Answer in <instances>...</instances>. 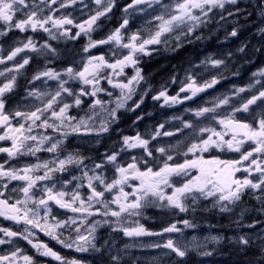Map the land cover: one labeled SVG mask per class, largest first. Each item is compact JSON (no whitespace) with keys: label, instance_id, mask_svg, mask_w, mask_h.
<instances>
[{"label":"snow or ice","instance_id":"obj_1","mask_svg":"<svg viewBox=\"0 0 264 264\" xmlns=\"http://www.w3.org/2000/svg\"><path fill=\"white\" fill-rule=\"evenodd\" d=\"M77 2L0 0V37L19 31L42 32L49 41L60 37L77 40L81 35L87 39L80 52L62 54L50 43H39L32 35H27L17 41L6 56L0 55V65L15 61L12 66L0 69V77L5 78L0 80V142H10V146H0V154L6 156L0 162V217L24 226L17 230L0 226V246H11L9 251L0 254V264H35L33 257L15 244L17 239L26 240L40 256L50 257L58 264H82L39 242L36 230L64 248L77 252H88L90 249L99 252L100 248L96 245L98 226L114 225L113 231H122L128 237H163L165 234H182L184 229L196 227L185 218L170 223L160 232H152L138 219L130 220L142 217L144 209L154 206L170 209L174 214L195 213L202 201L210 200L212 208L229 213L248 194L253 195L259 203L257 211L264 214V114L252 122L237 117L238 113H249L251 106L257 105L258 101L264 107V69L254 72V79L246 86L233 87L229 93L214 96L204 105L186 108L185 112H191L196 119L183 120L178 117L180 124L175 129L163 130L165 125L161 123L155 131L146 135L139 132L133 136L123 135L118 146L114 145L110 151L102 153L99 161L81 154L78 149L69 151L66 146L70 135L101 137L119 122L118 113L121 110L135 111L140 107L151 91V86L147 85L142 75L143 70L138 67L141 55H150L152 50H156H150L149 46L163 45L165 50L174 51L175 48L168 47L173 40L178 48L185 41L192 43L203 39L197 30L207 27L217 15L220 20H226L225 12L228 17L238 16L242 11L240 8L226 6L238 5L240 0H131L122 9L124 16L120 24L97 39L93 38L92 33L102 27L98 21L113 11L117 0H93L96 7L80 23H75L69 15H55L60 9ZM79 2L83 3V0ZM57 4V8L51 7ZM254 10L264 22V0H256ZM145 12L149 13L147 24L150 26L136 31L130 29L129 17ZM66 25H71L77 31L72 33ZM259 31L264 35V27ZM237 35L238 29L234 27L225 34L224 39ZM105 45L112 53L107 59L105 55L90 54L92 49ZM246 47V44L241 45L237 51L242 53ZM0 52H3L2 47ZM26 52L36 53L46 61L32 75L30 83L55 81L56 87L54 91H41L39 87L29 90L27 96L34 98L36 103L22 109L12 107L10 100L21 70L33 59L24 55L19 61L15 60ZM58 59L67 61L62 69L48 67L49 63ZM129 67L133 69L132 75L125 71ZM197 68L199 72L195 71ZM227 71V57H206L200 65L192 64L185 70L175 95L169 96L167 88L161 87L152 99L162 100L161 107L183 104L227 79L224 75ZM206 72L211 75L201 79ZM233 75H238V72ZM102 82L112 89H119L112 100L100 97L101 93L113 97V92L103 87ZM169 82L176 84L177 80L172 77ZM141 83L147 86L142 90L140 100L127 107ZM246 92L250 94L233 103L234 98ZM85 97L92 98L85 117L78 119L69 115L72 108H80ZM99 113H105V116L97 121ZM185 129L190 131L185 133ZM178 133H185L186 143L182 151L185 159L170 163L180 142L153 145L152 141ZM246 144L249 147L245 148ZM137 149L142 150V159L132 155L131 162L124 163V155ZM217 151L239 155L232 159H221L215 155L210 159L205 158L206 153ZM41 152L52 156L41 160L38 156ZM154 153H158L159 157ZM24 156L36 157V162L21 165L19 158ZM150 157L153 161L159 159L160 166H148ZM11 160H17V165H12ZM73 169L79 171L80 175H76ZM109 171L111 176L107 175ZM238 173L244 175L238 176ZM73 181L79 183L73 184ZM82 187L88 189L87 194H81ZM54 208L67 210L74 215L60 219L53 214ZM245 211L242 210L233 223L238 229H255L261 221L244 223ZM93 216L104 219L89 224V218ZM178 224H182L183 228ZM65 231L69 235L65 236ZM73 232L75 236L71 235ZM34 238L37 239L35 243ZM210 239L219 243L222 237L212 236ZM260 239L261 243L256 245L261 257L258 264H264V233L260 234ZM236 242L243 247L253 243L248 233L238 236ZM152 247L168 249L177 257L184 258L190 250L205 245L195 240L185 242L178 235L175 238L168 236ZM202 254L208 256L211 252L205 250ZM111 259L118 264V255Z\"/></svg>","mask_w":264,"mask_h":264},{"label":"rangeland","instance_id":"obj_2","mask_svg":"<svg viewBox=\"0 0 264 264\" xmlns=\"http://www.w3.org/2000/svg\"><path fill=\"white\" fill-rule=\"evenodd\" d=\"M52 7V6H51ZM226 7H232L234 9V6H226ZM226 13V12H225ZM257 22H259L261 24H263V22L261 21V18L258 17ZM258 25V26H259ZM150 26V25H149ZM207 27H202L200 28V30L197 32L198 35L201 34V32H204L206 30ZM12 33V32H11ZM96 34V32H94ZM23 35L27 34V33H22ZM6 36H8L7 38H10L9 34H7ZM237 37V36H236ZM236 37H231L230 40L231 41H237ZM3 37H0V40H2ZM39 43H41L40 41H38ZM207 41H198V40H194L192 43H190L191 45H193L194 47H198L201 48V45L203 43H206ZM1 45V42H0ZM261 46H264V42H260ZM213 47V46H212ZM202 48H206L205 46H202ZM165 49H161L158 51L159 53L165 52ZM42 59H44L42 57ZM177 62L179 61L181 64L185 63V61L187 60L186 56H184L183 54L180 55V57H176ZM150 61L148 62V67L151 68L150 66ZM130 68V67H129ZM127 68V69H129ZM127 69L125 71H127ZM255 72H257L254 67L252 68ZM215 71V70H213ZM211 73L206 72L204 73V76L208 77L210 76ZM166 78H168L169 76L167 74L164 75ZM120 79L122 80L123 77H120ZM222 82V80L220 81ZM106 86H110L108 85L106 82H103ZM246 94H250V93H243L241 94V97H236L234 98L233 103H238L239 100L242 97H245ZM221 112H223V109H221ZM240 114V113H238ZM237 114V115H238ZM203 119V118H201ZM180 121V119H178ZM159 138H157L158 140ZM156 140V142H157ZM176 138H174L173 142H171L170 144H176ZM185 143H186V138L181 141L179 143V148L174 150V160H177V162H183V160L185 159V157L182 155V151L185 147ZM223 156L222 159L228 158L224 153L217 155V156ZM205 157H209V155L206 153ZM157 164V167L160 166L161 161L159 159L156 160L155 162ZM107 175L111 176V172L109 171L107 173ZM138 183V182H135ZM127 190V189H126ZM115 207V206H113ZM155 207V206H154ZM159 208V207H157ZM162 211H165L164 214H158L153 207H149L143 210V216L142 217H133L130 218V220H139V223L143 224L145 226V228L148 227L149 224L152 225H158L161 224L162 221L164 223L167 222V219H169L170 221L167 223H172V222H177L180 221L182 219H189L192 223H194L195 225H198V229L195 231V234H189L190 232L195 230L194 228L191 229H184L182 234H165L163 236V239H158L160 236H141L143 237V239L148 238L151 239L153 238L152 243H149L150 245H153L156 242H161L164 239H166L168 236H172V237H177L179 235V238L184 240L185 242H189V241H193L195 240L196 243H202L205 245V247L203 248H198V249H193L190 250L188 255L184 258H179L177 257L174 253H172L170 250L168 249H163V248H155L152 247L149 248L148 250L149 253L148 255H144L142 253V246L141 244L134 242V238L137 237H128L125 236L124 233L122 231H113V227L114 225H104V226H98L97 231H96V245L98 248H100L99 252H96L94 250H89L88 252H79L81 254L84 255H89V256H95V255H99L102 254L106 257L109 256L108 253L105 252V250L108 248H110L111 245H113V249L119 253L118 255L123 253V257L124 258H120L119 257V264H126L124 263V261L127 260V258H130L131 260L137 261L136 264H160V262L162 261H167V260H172V259H176L178 262H184L185 264H202L201 260L203 258H208V259H228V258H235L237 256V253L235 251L232 252L231 250H227L224 239L225 236L224 235H220L221 232L219 233H214L216 231L219 230H214L212 231V228L210 226V221L213 220V214H216L215 212H217V208H212L211 206V201H202L198 206H197V210L195 213L189 212V213H178V214H174V213H167V211H172L170 209H161ZM257 213H259L256 210ZM167 213V214H166ZM237 212H234V214L232 215H227L226 220L232 216L231 219L235 220L236 218H238L239 214L237 215ZM174 218H173V216ZM171 216V217H169ZM215 216V215H214ZM205 218V219H204ZM104 219L103 217L100 216H93L89 218L88 223H92L95 220H102ZM109 219H114V218H109ZM165 224H161V226H164ZM178 227L183 228L182 224H178ZM84 229L82 228L81 231H83ZM244 233H248L251 238L253 243L248 246L245 247L243 249L244 252H247L249 254V257L253 260L252 262L246 261L243 264H255L261 260L260 255L258 254V248L256 245H259L261 243V239H260V234L264 233V226L261 227L260 229H250V232L245 231L242 233V235ZM73 235L75 236V233L73 232ZM222 237V239L220 240L219 243L213 242L211 241V237L212 236H219ZM162 237V236H161ZM237 239H235L236 241ZM233 241V240H232ZM109 242H111L109 244ZM141 243H143L144 245H146V242H143V240L140 241ZM191 247V245H190ZM255 247L257 249H255ZM207 250L209 252H211V255L205 256L202 253ZM153 251L157 253L156 256L153 255ZM241 251V253L243 252ZM240 253V255H241ZM193 255V256H192ZM239 255V256H240ZM115 256L112 255L111 257ZM192 256V257H189ZM244 256V255H243ZM109 257V258H111ZM249 257H245L247 260H249ZM241 258V257H240ZM243 259V258H241ZM112 260V259H111ZM112 263L115 264V262L112 260Z\"/></svg>","mask_w":264,"mask_h":264},{"label":"flooded vegetation","instance_id":"obj_3","mask_svg":"<svg viewBox=\"0 0 264 264\" xmlns=\"http://www.w3.org/2000/svg\"><path fill=\"white\" fill-rule=\"evenodd\" d=\"M130 2H131V0H117L116 7L113 9V11L111 13L108 14L107 19H108L109 24L112 26L113 29L120 24L122 17L124 16L122 9L124 6H126ZM255 3H256V0H241V2L236 7H234V9L238 7L242 10L241 13L238 16H236L239 19L232 24V26L229 30V32H231L234 27L238 29V35L236 37L237 41H231L229 38V41H226L225 45L221 44V41H216V44L212 43V44L207 46V47H209L210 50H212V51L218 50L221 54H224L225 51L228 54L231 53V56H230L231 62L236 63V61L237 62L240 61L238 63L239 64L238 68L241 71L245 70L247 72H250L251 70H253L252 69L253 67L256 70L259 66V60L257 59V57L252 58L250 55V46H253V48H254L255 47V41H250L249 23L253 27H256L260 24L259 22L256 21L259 16L256 14V11L254 10ZM95 7H96V5L93 3V0H83V3H80L78 0L77 4L69 6L66 9L68 11V15L73 20L76 19L77 17H82L83 20H85L88 18V15L92 14V10ZM130 11H132V10H130ZM136 15L137 14L129 17V20H130L129 28L132 29L133 31L138 30L139 24H140V22L137 20ZM229 18L231 19L234 17H229ZM100 22L101 21H98V24H100ZM259 43H260V41H258L256 46ZM245 44L247 45V47L245 48V51L242 53L238 52L237 49L241 45H245ZM239 55L243 56V60H240ZM251 64H252V66H251ZM177 67H178L177 63L173 62L169 69H163V68L158 66V67L152 69L151 72H152V74L163 75V76L165 74H167L168 76L176 77L178 75V72H179V70H177ZM224 84H227V82H222L219 85H224ZM259 107H261V106L259 105ZM262 113L264 114V109L262 110ZM188 117L192 118V119H196L195 117L192 116L191 112H185V120H188L189 119ZM1 146H10V142L2 143ZM66 146H67L69 151L74 150V149H78L80 152H82V150L78 146L77 147L73 146V142L70 139V137H68V139H67ZM244 147L247 148V147H249V145L246 144V145H244ZM223 153L228 154L229 152H218L217 151L214 153H207L209 155V157H205V158L210 159V158H212L213 155L217 156V155H220ZM236 154H238V153H236ZM41 155H43V152L38 153L39 157H41ZM48 155L52 156V154H50V153H48ZM4 157H6L5 154H4ZM218 157H220L221 159L223 158L222 155L218 156ZM4 160L5 159L2 158V159H0V162H3ZM35 161H36V158H35ZM176 162H177V160H173L170 163H176ZM238 174L240 175L241 173H238ZM65 175H67V174H65ZM60 211H62V212H60ZM53 214L56 215L60 219H65V218L69 217V215H67V210L59 209V208H54ZM173 218H174V216H173ZM219 218L224 219L225 217H224V215H220ZM1 226L9 227V228H12L13 230L21 229L24 227L23 225H17L12 221L5 220L4 218L2 219ZM61 231H63V230H61ZM36 232H40V231L36 230ZM218 237H220V235ZM52 242H54V241H52ZM211 263L212 264H231V261H216V262H211ZM182 264H185V261L182 262Z\"/></svg>","mask_w":264,"mask_h":264},{"label":"trees","instance_id":"obj_4","mask_svg":"<svg viewBox=\"0 0 264 264\" xmlns=\"http://www.w3.org/2000/svg\"><path fill=\"white\" fill-rule=\"evenodd\" d=\"M242 81L247 82V78H246V77L243 78ZM258 252H259V250H258ZM240 253H241V252H237V255H240ZM241 254H242V253H241ZM243 255H244L245 257H249V254H248L247 252H244V251H243ZM233 260H236V259L233 258ZM237 260H238V259H237ZM249 261L252 262L253 260L249 257ZM98 264H99V263H98Z\"/></svg>","mask_w":264,"mask_h":264},{"label":"bare ground","instance_id":"obj_5","mask_svg":"<svg viewBox=\"0 0 264 264\" xmlns=\"http://www.w3.org/2000/svg\"><path fill=\"white\" fill-rule=\"evenodd\" d=\"M248 53V52H247ZM249 56V55H248ZM188 116V115H187ZM189 118V117H188ZM260 213V212H259ZM255 249H257L256 247H255Z\"/></svg>","mask_w":264,"mask_h":264}]
</instances>
